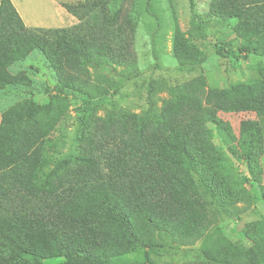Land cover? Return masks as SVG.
<instances>
[{
  "label": "trees",
  "instance_id": "trees-1",
  "mask_svg": "<svg viewBox=\"0 0 264 264\" xmlns=\"http://www.w3.org/2000/svg\"><path fill=\"white\" fill-rule=\"evenodd\" d=\"M150 5L147 0L148 10ZM63 6L79 25L29 29L13 1L0 0V90L9 89L12 79L30 82L23 75L11 78L5 67L36 48L64 76L58 94L82 87L71 71L81 70L86 60L111 66L131 61L124 7L112 8L108 0ZM211 10L221 22L235 24L244 57L264 55V0H213ZM184 89L182 97L165 103L156 122L102 118L74 158L55 155L50 135L59 115L51 104L28 98L15 106L0 130V264H154L136 246L142 240L153 249V227L181 234L193 229L201 238V220L186 207L174 216V206L184 203L195 185L190 172L205 163L195 147L212 145L187 120L209 107L254 112L259 120L245 121L240 129V143L254 160L256 142L264 141V75L255 83L221 89L210 88L199 75ZM73 162L80 170L62 175ZM206 185L226 202L222 187ZM244 234L246 242L203 235L202 258L211 264H264V222L248 224Z\"/></svg>",
  "mask_w": 264,
  "mask_h": 264
},
{
  "label": "rangeland",
  "instance_id": "rangeland-1",
  "mask_svg": "<svg viewBox=\"0 0 264 264\" xmlns=\"http://www.w3.org/2000/svg\"><path fill=\"white\" fill-rule=\"evenodd\" d=\"M80 1L84 0H21L30 22L37 24L29 29H73L80 24L78 17L73 23L55 24L65 20H56L55 2L76 6ZM212 2L151 0L148 10L147 0H108L112 8L122 6L129 13L131 61L111 66L86 60L81 70L71 71L81 78L82 87L77 84L58 94L56 87L64 76L41 49L31 50L5 67L11 78L23 75L30 82L12 79L9 89L0 90V130L11 110L25 99L51 104L59 115L50 135L57 144L55 155L74 158L84 151L89 134L102 118L133 116V121L137 116L141 123L156 122L161 119L165 103L182 97L185 84L196 76H204L210 88L220 89L257 82L264 75V55L250 52L244 57L235 24L218 20L211 10ZM210 114L219 125L212 122ZM252 120L259 118L250 110L216 111L212 107L187 120L212 145L195 147L196 153H203L205 163L190 172L195 185L187 198L183 197L184 203L174 206V216L186 207L201 220L202 236L213 233L246 242L244 228L250 223L264 222V141L256 142L252 150L255 161L247 158L240 143L243 122ZM80 168L79 163H69L61 174ZM207 183L213 184L215 190L220 186L226 191L222 194L225 203L209 193ZM149 236L154 237L153 249L142 240L136 245L147 262L212 263L202 258L203 237L198 238L193 229L181 234L173 228L153 227Z\"/></svg>",
  "mask_w": 264,
  "mask_h": 264
},
{
  "label": "crops",
  "instance_id": "crops-1",
  "mask_svg": "<svg viewBox=\"0 0 264 264\" xmlns=\"http://www.w3.org/2000/svg\"><path fill=\"white\" fill-rule=\"evenodd\" d=\"M49 1V0H47ZM14 5L16 6L18 12L20 13L21 17L23 18L25 24L28 27H33L36 26L37 24H34L32 22H30L31 18L29 16V13L23 8L22 2L21 0H13ZM56 6L58 7L56 12H57V16H56V20H62V18H64L65 20L61 22H56L55 24L60 26L62 24H67V22L73 23L76 19V16L73 15L72 13H70V11H68V9L66 7H64L62 4H59L58 2H55ZM60 13V14H58ZM59 23V24H57Z\"/></svg>",
  "mask_w": 264,
  "mask_h": 264
}]
</instances>
